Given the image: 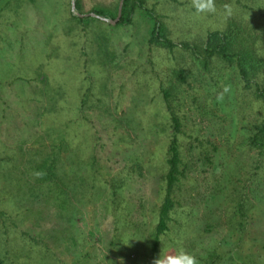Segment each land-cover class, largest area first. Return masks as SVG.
Masks as SVG:
<instances>
[{"label": "rangeland", "instance_id": "rangeland-1", "mask_svg": "<svg viewBox=\"0 0 264 264\" xmlns=\"http://www.w3.org/2000/svg\"><path fill=\"white\" fill-rule=\"evenodd\" d=\"M80 1L82 13L119 2ZM145 3L175 41L236 21L264 53V0H215V13H197L192 0ZM70 11L71 0L0 4V264H153L181 249L199 262L214 248L230 259L226 220L240 199L251 221L245 264H264V155L247 145L264 103L227 65L204 70L181 49L148 45L140 12L120 26L80 24ZM173 66L189 73L187 84L174 80ZM162 82L174 85L183 118L185 176L153 256L170 137ZM88 87L90 107L79 109ZM55 151L65 208L54 202L55 184L36 183L32 172Z\"/></svg>", "mask_w": 264, "mask_h": 264}, {"label": "trees", "instance_id": "trees-1", "mask_svg": "<svg viewBox=\"0 0 264 264\" xmlns=\"http://www.w3.org/2000/svg\"><path fill=\"white\" fill-rule=\"evenodd\" d=\"M34 1V0H29ZM2 0H0L1 4ZM75 12L70 11L71 18L77 20L78 23H88L91 20H100L95 16H78L82 13L80 0H74ZM118 3L113 7H105L100 5L93 6L90 11L101 17L113 19L117 14ZM137 12L142 13L147 18V43L148 45L166 49L168 52H174L175 49H181L186 52L194 62L199 64L204 70H210L216 62L225 64L235 70L239 81L244 89H248L253 97L264 103V53L262 48L254 45V38L248 28L243 27L236 21H229L223 29H214L206 33V35L198 41H175L169 36L166 24L161 20V16L151 7H148L145 0H124L121 9V16L116 25L127 26L133 23L134 16ZM110 25L109 22H107ZM171 75L174 80L187 84L189 73L182 66H173ZM89 79V75L86 76ZM160 92L165 103L168 113V125L170 127V137L166 148V168L161 174L163 180V198L158 208L157 221L151 233V251L154 256L158 251L159 241L162 235L169 230L170 214L175 207L174 193L176 187L185 176L181 155V136L183 134L182 116L179 115L178 109L173 104L174 90L173 84L161 83ZM90 87L84 93L80 100L79 109H88L87 104ZM64 136H61L60 144L54 146L60 150ZM247 145L251 149L257 151V156L264 155V115L263 117L252 123L250 133L247 137ZM57 151L52 155L44 157L38 164L32 168L34 180L38 184H55L52 188V197L59 208H65L68 202L65 185L61 181H57ZM36 173L42 175L37 176ZM54 186V185H53ZM113 193L117 188L112 183ZM244 201L240 199L237 202V208L227 214L226 225L230 227L229 242L232 245L231 258L222 256L216 248L209 250L203 256L198 258V264H245L248 255L246 245L249 243L250 219L248 216V208H244ZM1 215H5L0 211ZM240 259V261H238ZM242 260V262H241Z\"/></svg>", "mask_w": 264, "mask_h": 264}, {"label": "clouds", "instance_id": "clouds-1", "mask_svg": "<svg viewBox=\"0 0 264 264\" xmlns=\"http://www.w3.org/2000/svg\"><path fill=\"white\" fill-rule=\"evenodd\" d=\"M192 5L195 7L197 13H215L217 11L215 0H192ZM224 15L225 17H231L234 9L231 4H224ZM260 42H257V48H259ZM230 85L225 86L223 92L217 97L218 101H222L224 93L230 91ZM37 176L42 175L36 173ZM153 264H198L196 258L192 255L187 254L183 249L177 255L161 256L159 259L154 260Z\"/></svg>", "mask_w": 264, "mask_h": 264}, {"label": "water", "instance_id": "water-1", "mask_svg": "<svg viewBox=\"0 0 264 264\" xmlns=\"http://www.w3.org/2000/svg\"><path fill=\"white\" fill-rule=\"evenodd\" d=\"M123 1L124 0H119L118 7H117V14H116V17L113 18V19H107L105 17H101V16H99V15L93 13V12H89V13H77V15L78 16H81V17L91 15V16L98 17L99 19H101L103 21H109L111 24H115L119 20V18L121 16V9H122ZM71 10L76 13L74 0H71Z\"/></svg>", "mask_w": 264, "mask_h": 264}]
</instances>
